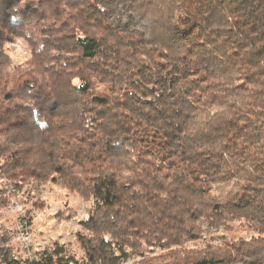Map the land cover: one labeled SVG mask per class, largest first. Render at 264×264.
Returning a JSON list of instances; mask_svg holds the SVG:
<instances>
[{
  "label": "clouds",
  "instance_id": "obj_1",
  "mask_svg": "<svg viewBox=\"0 0 264 264\" xmlns=\"http://www.w3.org/2000/svg\"><path fill=\"white\" fill-rule=\"evenodd\" d=\"M0 264H264V0H0Z\"/></svg>",
  "mask_w": 264,
  "mask_h": 264
}]
</instances>
